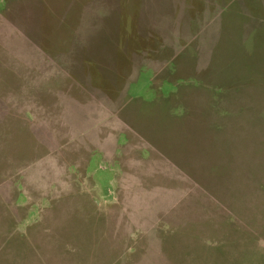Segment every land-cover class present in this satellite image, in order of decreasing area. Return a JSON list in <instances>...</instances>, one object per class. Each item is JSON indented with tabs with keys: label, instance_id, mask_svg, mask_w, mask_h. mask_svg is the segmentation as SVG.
Instances as JSON below:
<instances>
[{
	"label": "rangeland",
	"instance_id": "374dc122",
	"mask_svg": "<svg viewBox=\"0 0 264 264\" xmlns=\"http://www.w3.org/2000/svg\"><path fill=\"white\" fill-rule=\"evenodd\" d=\"M0 264H264V0H0Z\"/></svg>",
	"mask_w": 264,
	"mask_h": 264
}]
</instances>
